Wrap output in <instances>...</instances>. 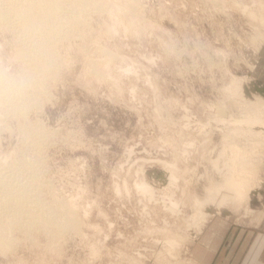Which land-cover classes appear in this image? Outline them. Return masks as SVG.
Returning <instances> with one entry per match:
<instances>
[{
  "label": "rangeland",
  "instance_id": "374dc122",
  "mask_svg": "<svg viewBox=\"0 0 264 264\" xmlns=\"http://www.w3.org/2000/svg\"><path fill=\"white\" fill-rule=\"evenodd\" d=\"M97 2L55 40L25 114L0 102V170L36 162L40 200L75 217L68 228L21 221L0 264H194L211 218L264 229V145H254L264 112L252 105L263 97L264 0ZM23 45L0 24V70L13 79L29 63ZM31 125L43 132L36 147ZM244 158L260 160L255 171L241 170ZM230 170L243 182L231 183L234 198L209 199Z\"/></svg>",
  "mask_w": 264,
  "mask_h": 264
},
{
  "label": "bare ground",
  "instance_id": "6f19581e",
  "mask_svg": "<svg viewBox=\"0 0 264 264\" xmlns=\"http://www.w3.org/2000/svg\"><path fill=\"white\" fill-rule=\"evenodd\" d=\"M96 5H100L97 2V0H0V24L6 25L7 27H9L15 33V36H17L20 39V42L22 41L24 43L21 55L23 57L27 58L29 61V63H27V67L24 66L22 68L20 75L18 74L19 76L17 78L14 77V79L16 78V80H14L12 78L13 77L12 75L6 73L3 70H0V102H3V101H6V103L9 102L6 105L8 107H10V109H12L13 111H18L20 114H25L26 109L29 106L28 102L29 101H36L37 98H39V95L43 94L42 92L45 91V82H46V80H48L47 79V78H49L48 74L50 73L49 69L51 68V66H53L55 59H56L55 56L57 55V54L55 55V50L53 48L55 40L61 36L63 37V35H65L68 31H70L74 26H77L78 24L80 25V23H82L84 21V16H85L86 12L89 11L93 6H96ZM77 30H79V29H77ZM260 38L264 39V34H261ZM19 44L20 43H18V45ZM110 56H113V55L110 53ZM91 69L94 70L95 72H98V67L96 65V62L91 63ZM232 88H234V87H232ZM254 102H255L254 104H252L253 102L251 104L254 107H256L255 109H257V110H258V108L259 109L261 108L262 110L260 109L261 110L260 113L262 115L263 114L262 112H264V97H259ZM252 105H251V107H252ZM27 112H29V111H27ZM257 112H259V111H257ZM236 120H235V122L232 121V122H234L235 125L237 122ZM255 121L257 122V124L259 126H260V124H261V126L264 124V120H262V119L258 120V118H257ZM252 122H254V121H251L250 123H252ZM257 124H256V127L258 126ZM237 127H239V126H237ZM253 127H255V125ZM256 127H255V129H256ZM250 129L251 128L249 127V130ZM252 130H251V134L253 133L254 136H257V135H255L256 132H257V134H259L258 131H256L254 133V132H252ZM23 132L26 133L28 135V137L30 136V137L34 138L33 141H34L35 147L39 145L40 138H41L43 132H41L39 129L32 127V125H31V127H24ZM232 133H235V132H232ZM230 135H231V131H230ZM258 136L261 140H263L262 139L263 136H262V138L260 137V134ZM255 138H257V137H254V139ZM257 140H258V138H257ZM230 142H228V143L231 144ZM254 142H256V140H254ZM263 142H264V140H263ZM263 142L260 140H259V142H256L254 144V145H256L255 148H257L259 145L260 146L262 144L264 145ZM257 144H258V146H257ZM224 148H225V145H224ZM258 148L260 149V147H258ZM259 149H257V151ZM261 149H263V148H261ZM232 152H233V150H232ZM245 152H246V150H245ZM260 154H258L255 157L257 158ZM254 155H255V153H254ZM238 157H239V155H238ZM226 158H227V156H226ZM248 158H244L239 162L241 170H244V171L253 170L254 165H255V163H253V162L255 160L254 161H252V159L248 160ZM260 159H261V157H260ZM256 160L257 161H255V162H258L259 159H256ZM259 162H260V160H259ZM35 163L36 162H32V161L26 162L24 164V166L21 167L20 169H19V167L18 168H16V166L14 167V165L12 167H11V165H6V166H4L3 169L0 170V249H2V250L6 249V248H8V246H10V243L12 242L10 232L13 230L15 225H19L21 223V221H24L26 223V228L30 229L33 225H36L37 222H41L42 224L46 225L47 227L49 225H51V223H55L56 227H58V228L59 227L68 228V227L72 226V222L75 220L74 216H69V215L65 216L64 214L62 215L60 213V212L63 213L64 211H66L65 209L69 207L68 204H65L63 202L62 204H59L60 207H54L53 205H49V203L45 204V202L43 203L42 200H40L39 184L41 182H39V178L37 175V169H36L37 164H35ZM258 163H256V164H258ZM215 164L217 165V161L215 162ZM231 164H233V161ZM262 164H264V163H262ZM233 165H235V164H233ZM231 166H228V167H231ZM255 167H256V165H255ZM5 170L7 173H5ZM253 171H255V170H253ZM228 172L229 173L231 172V174H228L226 172V174L224 175L225 176L224 182H223L224 185L222 184L221 186H219V184L217 183L218 187H216L214 194L213 193L209 194V196H208L209 199H217V195H219V193L225 189V192L222 195H220L221 200H226L227 198L229 200V197H231V196L228 197V194L226 192L231 190L230 188L232 187L234 182H235V186H236L238 183L240 184L241 181L236 182L237 180H234V178L236 177L234 173H236V172H234L233 170H230ZM237 179L241 180V179H239V177ZM242 181H244V179H242ZM251 181H253V180H251ZM247 182H248V179H247ZM231 183H233V184L231 185ZM241 183H243V182H241ZM143 184H145V183H143ZM225 184H226V186L227 185L228 186L226 187ZM243 186L246 187L247 183H246V185L243 184ZM237 187H235V189H237ZM242 187H240V188H242ZM147 188H148V186H147ZM245 190H246V188H245ZM237 192L239 194L240 190H238ZM234 193L237 194L236 191H234ZM243 194L244 193L239 194L240 198H241V195H243ZM244 196H246V195L244 194ZM231 198H234V196H232ZM236 198L234 199L235 201H236ZM221 200H219L218 204H220L222 202ZM228 200L226 202L231 203ZM238 202L236 201V203H238ZM223 203L226 204L224 201L221 204H223ZM55 205L57 206L58 204H55ZM203 217H205V215L204 216L202 215V218ZM193 262H195V261H193Z\"/></svg>",
  "mask_w": 264,
  "mask_h": 264
},
{
  "label": "crops",
  "instance_id": "0c3cea01",
  "mask_svg": "<svg viewBox=\"0 0 264 264\" xmlns=\"http://www.w3.org/2000/svg\"><path fill=\"white\" fill-rule=\"evenodd\" d=\"M259 93L264 97V41L258 57ZM194 264H264V229L250 230L213 217L192 248Z\"/></svg>",
  "mask_w": 264,
  "mask_h": 264
}]
</instances>
